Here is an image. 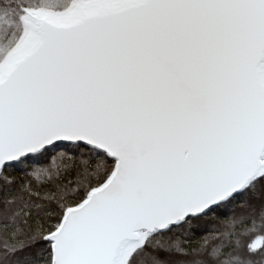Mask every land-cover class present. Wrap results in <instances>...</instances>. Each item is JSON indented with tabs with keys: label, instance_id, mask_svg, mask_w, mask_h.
<instances>
[{
	"label": "snow or ice",
	"instance_id": "obj_1",
	"mask_svg": "<svg viewBox=\"0 0 264 264\" xmlns=\"http://www.w3.org/2000/svg\"><path fill=\"white\" fill-rule=\"evenodd\" d=\"M0 264H264V0H0Z\"/></svg>",
	"mask_w": 264,
	"mask_h": 264
}]
</instances>
